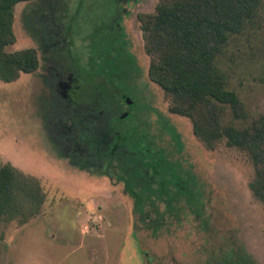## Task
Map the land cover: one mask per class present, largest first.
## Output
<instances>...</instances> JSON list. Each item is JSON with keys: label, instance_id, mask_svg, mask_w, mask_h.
I'll use <instances>...</instances> for the list:
<instances>
[{"label": "rangeland", "instance_id": "1", "mask_svg": "<svg viewBox=\"0 0 264 264\" xmlns=\"http://www.w3.org/2000/svg\"><path fill=\"white\" fill-rule=\"evenodd\" d=\"M45 1L21 2L15 7L17 40L9 49L36 46L41 65L17 81L0 80V162H11L40 178L47 201L26 224L0 222V264H264V204L249 186L254 177L252 161L245 151L225 143L214 150L206 148L195 136L190 119L169 111L164 90L149 77L150 57L142 30L132 44L135 66L130 85L143 104L135 113L154 140L153 149L161 151L172 168L181 164L186 180L196 181L200 219L186 208L179 219L173 215L182 223L158 237L145 229L137 231L149 214L140 205L147 198H135L129 188L147 195L148 207L154 201L163 211L168 198L155 188L171 169L163 167L157 175L152 170L146 175L142 169L139 175L126 163L131 158L138 166L141 160L131 157L128 149H118L111 172H105L99 164L72 155V148L65 146L68 140L63 145L61 140L68 136L62 134L68 133L64 126L71 123L63 112L58 78L48 71L51 54L46 53L45 40L32 19ZM141 3V11L150 12L158 0ZM112 10V0H71L69 4L75 31L68 37L74 41L77 73L85 85L95 82L92 75L97 74L88 64L90 30ZM219 65L228 76L229 88L248 108L246 123L264 113V3L256 20L232 37ZM225 120L235 122L230 111ZM101 136L98 133L91 139ZM93 144H83V153L92 152ZM112 151L109 146L101 157L107 160ZM128 173L132 179L123 180ZM170 189L177 191L172 185Z\"/></svg>", "mask_w": 264, "mask_h": 264}, {"label": "trees", "instance_id": "2", "mask_svg": "<svg viewBox=\"0 0 264 264\" xmlns=\"http://www.w3.org/2000/svg\"><path fill=\"white\" fill-rule=\"evenodd\" d=\"M25 1L29 0H0V80L5 82L17 81L23 73H32L40 66L36 48L9 49L17 40L15 7ZM263 3L264 0H158L155 9L142 12L139 20L150 57L148 74L164 90L169 111L189 118L195 136L206 148L214 150L225 143L245 151L254 167L250 189L264 204V113L246 123L250 119L248 108L239 94L229 88L228 76L219 65L232 37L256 20ZM227 111L235 122L225 120ZM148 155L150 162L146 163L137 151L140 164L134 166L129 158L126 166L133 167L139 175L142 169L157 175L167 166L170 175L179 178L174 192L164 176L157 181L156 192L168 198L163 202V211L154 201L148 207L147 195L129 188L136 193L135 198H147L140 205L146 206L144 214L149 212V217L137 231L145 229L158 237L171 230L173 224L182 223L177 220L178 215L186 214V208L196 218L202 215L197 206L200 192L196 191V181L183 177L186 170L181 164L172 168V162L153 148ZM154 160L157 163H151ZM132 177L128 173L123 180ZM46 201L47 192L40 178L11 162H0V222L26 224L41 212ZM148 257L146 253L149 260Z\"/></svg>", "mask_w": 264, "mask_h": 264}, {"label": "flooded vegetation", "instance_id": "3", "mask_svg": "<svg viewBox=\"0 0 264 264\" xmlns=\"http://www.w3.org/2000/svg\"><path fill=\"white\" fill-rule=\"evenodd\" d=\"M112 1L113 10L102 16L98 26L90 30V49H86L88 64L91 63L97 74L92 75L95 82L87 85L80 81L72 51L74 41L68 37L69 32L75 31L72 21L70 24L71 0H46L44 6L32 14L34 29L44 38L46 53L51 54L48 71L54 79H59H56L57 91L64 99L66 120L71 123L69 126L65 124L68 133L63 131L62 134L68 136L61 141L64 145L68 140L65 146L72 148V155L82 161L91 160V164H99L105 172H111L110 166L116 160L118 149H128L131 157L136 156L138 151L149 163V149L155 147L154 140L143 127V121L135 113L136 109L143 108V104L136 88L130 85L135 66L132 44L141 30L139 16L143 12L142 0ZM32 47L37 49L41 65L39 48ZM98 133L103 136L91 139ZM90 142L95 146L90 148L92 152L84 154L82 145ZM109 146L114 151L107 162L101 156ZM151 163H157V160ZM150 171L146 169V175ZM163 176L167 185L178 186L179 178L170 175V171Z\"/></svg>", "mask_w": 264, "mask_h": 264}]
</instances>
